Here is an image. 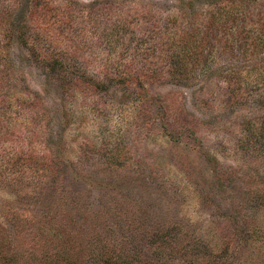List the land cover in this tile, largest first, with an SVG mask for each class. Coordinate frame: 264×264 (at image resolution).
Wrapping results in <instances>:
<instances>
[{
	"label": "rangeland",
	"instance_id": "obj_1",
	"mask_svg": "<svg viewBox=\"0 0 264 264\" xmlns=\"http://www.w3.org/2000/svg\"><path fill=\"white\" fill-rule=\"evenodd\" d=\"M180 2L0 0V242L16 264L62 249L63 239L75 258L80 235L127 254L119 242L133 241L131 229L171 232L166 249L186 242L188 261L198 239L203 264H264L256 72L232 95L211 73L238 64L229 56L215 55L209 69L186 57L182 81L168 72L142 86L112 81L119 63L157 64L153 37L165 21L170 33L186 29L177 10L189 2ZM32 43L77 74L28 60ZM167 262L184 263L176 253Z\"/></svg>",
	"mask_w": 264,
	"mask_h": 264
},
{
	"label": "trees",
	"instance_id": "obj_2",
	"mask_svg": "<svg viewBox=\"0 0 264 264\" xmlns=\"http://www.w3.org/2000/svg\"><path fill=\"white\" fill-rule=\"evenodd\" d=\"M195 1L197 0H187L189 5H186V8L179 7L177 10L183 15L180 17H183L187 24L184 31L170 33L167 31L169 20H166L161 30L153 37L155 45L151 51L158 56L155 59L157 64L146 58H139L144 60L140 67H136L134 59L120 69L119 63L111 74L114 84L125 87L130 84L142 86L143 81L161 80L165 72L171 77H176L177 81H182L185 79L181 72L186 68L184 67L186 57L195 59L200 69H209L216 61H213L215 55L229 56L238 59V64L226 63V66L218 67L211 73L218 72L215 76L226 82L228 93L231 92L232 95V93H240V78L244 73L256 72L260 82L254 87H261L262 95L258 99L264 102V0H205L199 8H194L192 5ZM182 2L183 0L180 3ZM189 13L192 14L191 19L186 17ZM157 36H160L161 42L157 41ZM26 49L28 60L48 66L54 73L66 71L77 74L76 67L69 66L58 57V54L41 51L33 43L27 44ZM165 61H168L167 66ZM94 80L89 78V81L82 82L89 84L90 87L107 89L103 83ZM230 95L226 97L227 102L233 98ZM107 228L108 226L106 231ZM56 234L58 233L55 232L54 235ZM99 236L93 235L91 236L93 238L86 240L89 236L84 238L80 235L79 253L75 258L68 246L70 241L63 239L60 241L62 249L43 254L37 262L29 263L24 260V264H166L175 253L182 257L183 264H203L199 254L204 247L198 239L193 240L194 259L188 261L185 257L189 247L186 242L178 246L174 245L169 250L166 249L173 240L172 233L166 230L138 237L133 235L131 229L128 237L133 243H129L128 239L120 241V245L123 243L129 248L127 254L121 253V255L116 254V248L109 251V247L99 239ZM146 251L149 256L142 258L141 255H145ZM15 258L16 255L5 253L0 242V264H14ZM211 260L209 264H216L215 261L213 262L214 259Z\"/></svg>",
	"mask_w": 264,
	"mask_h": 264
}]
</instances>
